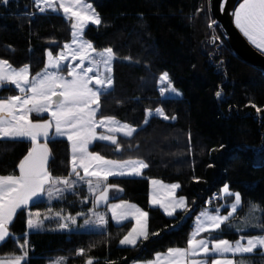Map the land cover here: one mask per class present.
I'll list each match as a JSON object with an SVG mask.
<instances>
[{
  "label": "trees",
  "instance_id": "1",
  "mask_svg": "<svg viewBox=\"0 0 264 264\" xmlns=\"http://www.w3.org/2000/svg\"><path fill=\"white\" fill-rule=\"evenodd\" d=\"M86 2L93 5L102 23L88 25L85 38L97 49L112 47L117 54L114 85L101 96L98 118L100 114L114 116L137 128L131 138L118 137L122 146L119 153L105 142H96L89 150L106 159H140L149 165L142 178L108 180L123 189L110 190L109 203L124 200L145 210L149 235L136 247H121L120 240L131 230L132 223L118 226L108 215L107 226L97 231L60 230L56 219L45 220L44 230L27 229L29 210L41 212V218L61 210L73 216L88 213L91 197L87 186L78 184V195L65 193L61 200L50 204L42 200L17 212L10 233L19 237L20 243L27 239L29 247L35 248V252L28 249L27 264H50L58 257H66V264H85L89 257L94 258V264H133L150 260L169 248H185L200 210L214 212L232 203L233 197L223 198L221 194L224 185L241 194L238 215L248 213L250 203H254L264 219V151H253L264 149V71L235 55L221 26H215L214 33L208 27L210 20L205 14L214 19L209 11L211 0ZM213 34L218 38L215 43ZM70 41V22L61 13H40L34 0L0 4V59L8 60L13 67L27 64L34 76L45 67L48 51L58 55ZM165 71L173 86L182 92L181 98L160 95L159 76ZM217 91L221 92L219 98ZM15 94L18 92L13 85L0 89V96ZM252 104L262 111L257 112ZM156 108H163L166 115L176 119L153 116L145 125L147 110ZM48 146L52 153L50 172L56 177L67 176L71 171L68 142L49 140ZM29 147L28 141L0 140V175H18L19 161ZM153 179L178 183V196L186 198L191 211L168 217L161 209L151 207L149 184ZM214 195L222 196L219 205L211 203ZM85 197L87 203H82ZM49 207L53 209L51 213L47 211ZM107 207L101 205L96 211ZM227 211L221 209L222 214ZM85 218L77 219V223L83 225ZM220 230L211 233V238L233 242L239 238L224 226ZM248 234H260V230H250L245 233ZM79 249L85 250V256L77 255ZM19 252L11 237L0 244V258ZM242 259L247 264H264L260 250Z\"/></svg>",
  "mask_w": 264,
  "mask_h": 264
},
{
  "label": "snow or ice",
  "instance_id": "2",
  "mask_svg": "<svg viewBox=\"0 0 264 264\" xmlns=\"http://www.w3.org/2000/svg\"><path fill=\"white\" fill-rule=\"evenodd\" d=\"M0 4L8 6L9 0H0ZM34 4L41 13L48 10L58 13L62 10L65 20L70 22L71 42L65 43L57 56L48 51L45 67L34 76L29 65L16 68L8 60L0 59V89L14 85L18 90V94L0 96V140L30 142L27 154L19 161V174L0 175V244L11 237L20 249L19 254L12 253L6 258H0V264H27L28 261L27 239L20 243V238L10 233V225L17 212L29 209L30 205L38 203L44 197H47L50 204L54 199H63L65 193L78 195L75 192L78 184L86 185L88 196L92 198V207L88 213L79 212L73 216L63 214L61 210L54 216L43 215L41 218V212L29 210L27 229L37 232L44 230L45 220L56 219L58 229L70 231V226L77 224L78 216L86 217L85 227L104 228L108 221L105 214L96 209L107 205L117 223L130 217L135 220V226L120 240V244L136 247L141 238H148V213L123 200L109 204V191L115 188L122 192L123 189L108 183V180L109 177L140 176L149 165L140 159H106L95 150H89L91 145L101 141L115 146L114 151L119 153L122 146L117 134L131 138L137 133L136 127L122 123L114 116L100 114L98 118L101 96L114 85L113 62L117 59V54L112 47L97 49L85 38V29L89 24L100 26L102 23L91 3L86 0H34ZM226 4L228 0H217V8L221 11ZM210 9L211 4L209 11ZM205 15L210 20L208 27L214 33L217 21L209 13ZM231 16L243 36L264 53V0H242L238 7L232 8ZM217 39L213 34L212 43ZM125 59L131 60V57ZM158 83L162 86V97L166 93L182 95L173 86L167 71L159 76ZM216 96L221 97V92L217 91ZM251 107L257 112L262 111L255 104ZM33 113L36 115L35 120ZM147 114L152 116V110H147ZM155 114L164 120L176 119L175 116L166 115L163 108H156ZM144 124H148L147 119ZM97 129L103 131L98 133ZM50 134L52 139L66 138L70 146L71 171L65 177L53 176L49 170L52 155L48 146ZM253 151L259 154L264 149ZM151 183L167 190L164 197L154 194L152 203L159 204L168 216H173L177 209L185 213L191 211L186 199L175 195L180 188L178 183L164 185L158 180H152ZM222 192L234 197V202L227 206V214L222 215L219 207L214 212L200 210L199 215L195 216L194 228L186 248H169L166 253H157L154 259L144 261V264H244L243 259L237 261L234 257H243L257 249L262 250L261 254L264 255V219L255 215L260 211L259 206L250 203V211L242 225L232 226L230 218L238 211V206L242 205V197L239 192H231L227 185H224ZM87 200L88 197H85L82 203H87ZM47 211L51 213L53 209L49 207ZM89 213L94 219L88 218ZM225 224L234 227L237 233L259 229L260 234H241L234 242L211 238V233ZM202 233H209L210 238L198 239ZM228 254L233 258H229ZM77 255L85 256V250H77ZM52 264H66V257H58ZM85 264H94V258H87Z\"/></svg>",
  "mask_w": 264,
  "mask_h": 264
},
{
  "label": "water",
  "instance_id": "3",
  "mask_svg": "<svg viewBox=\"0 0 264 264\" xmlns=\"http://www.w3.org/2000/svg\"><path fill=\"white\" fill-rule=\"evenodd\" d=\"M240 2L241 0H228V4L221 11L217 8V0H211L210 10L213 18L217 21V25H214V27L221 26L225 32L226 41L236 56L253 67L264 71V54L248 42L239 29L236 28L234 18L231 16L232 8L237 7ZM50 46L52 45L50 44Z\"/></svg>",
  "mask_w": 264,
  "mask_h": 264
},
{
  "label": "rangeland",
  "instance_id": "4",
  "mask_svg": "<svg viewBox=\"0 0 264 264\" xmlns=\"http://www.w3.org/2000/svg\"><path fill=\"white\" fill-rule=\"evenodd\" d=\"M39 10V9H38ZM48 11H50V10H48ZM48 11H46V12H48ZM58 13H61L62 15H63V12H62V10L60 11V12H58ZM89 25H92V24H89ZM213 31V30H212ZM71 42V41H70ZM69 42V43H70ZM63 49V48H62ZM61 49V50H62ZM60 50V51H61ZM60 51H59V53H60ZM59 53H58V55H59ZM54 56H57V55H54ZM46 62H47V53H46ZM78 63V62H77ZM113 64H114V62H113ZM159 86L160 87H162L160 84H159ZM13 87L15 88V86L13 85ZM179 91V90H178ZM17 92H18V90H17ZM180 93H182L181 91H179ZM163 97H170V98H181L182 97V95L181 96H175V95H169V94H165V96H163ZM153 112V115L152 116H148V114H147V112H146V117H145V119H147L148 120V122H149V120H150V118L151 117H153V116H156V117H159V118H161V119H163L162 117H160V116H157L156 114H155V111H152ZM165 113V112H164ZM33 115V118L34 117H36V115H35V113H33L32 114ZM45 116H47V114H45ZM118 120V119H117ZM120 121V120H119ZM122 122V121H121ZM122 123H124V122H122ZM103 131V129H97V132L98 133H100V132H102ZM119 136H122V137H124L122 134H117V139H118V137ZM128 138V137H127ZM49 140H65V141H67L66 140V138H64V137H57V138H55V139H52L51 138V134H50V139ZM97 142H101V141H97ZM96 143V142H95ZM105 143H107V142H105ZM92 146V145H91ZM90 146V147H91ZM71 151V150H70ZM71 153V152H70ZM71 156V155H70ZM145 169H143V171H144ZM143 177V172H142V175H140V176H124V177H109V179H111V178H142ZM153 180H157V179H153ZM151 181V180H150ZM158 181H161V180H158ZM164 185H170V184H173V183H166V182H163V181H161ZM154 189H155V193H154ZM178 190L179 189H177L176 190V192H175V195H176V197L177 198H179V197H181V196H178ZM156 195V196H158V197H164L166 194H167V190L166 189H164V188H161L160 186H158V187H155L152 183L150 184V190H149V205L151 206V207H155V208H159L160 207V205L159 204H153L152 203V198H153V195ZM186 199V198H185ZM44 201V200H47V197H44L43 199H41L40 201ZM90 200L92 201V198H90ZM52 201H55V199L54 200H52ZM51 201V202H52ZM121 200H118V201H114V202H110L109 204H111V203H119ZM124 201V200H123ZM187 201V200H186ZM126 202H128V201H126ZM128 203H131V204H134V203H132V202H128ZM134 205H136V204H134ZM137 207H139L138 205H136ZM140 209H142L141 207H139ZM143 210V209H142ZM145 211V210H144ZM100 213H103V214H105V217L108 215L109 217H110V219L112 218V214H111V211H109L108 210V207H107V209L105 210V211H99ZM222 214V213H221ZM89 217H90V219H94V217H91V214L89 213ZM222 215H225V214H222ZM81 217H83V218H85V216H78L77 217V219H79V218H81ZM170 217V216H169ZM114 219L112 218V220L111 221H113ZM115 221V220H114ZM77 222H78V220H77ZM116 222V221H115ZM127 222H131L132 223V227H134L135 226V220L133 219V218H129V219H127V220H124V221H122V222H120V224L118 225V226H120V225H124L125 223H127ZM114 223V222H113ZM115 224V223H114ZM78 225V223L76 224V225H71V226H77ZM116 225V224H115ZM70 226V227H71ZM147 228H148V217H147ZM132 229V228H131ZM82 230H93V231H97V230H102V228H96V227H92V226H88V227H86V228H82ZM131 231V230H130ZM140 242V240L137 242V244ZM130 247H132V246H130ZM50 264H52V263H50Z\"/></svg>",
  "mask_w": 264,
  "mask_h": 264
},
{
  "label": "crops",
  "instance_id": "5",
  "mask_svg": "<svg viewBox=\"0 0 264 264\" xmlns=\"http://www.w3.org/2000/svg\"><path fill=\"white\" fill-rule=\"evenodd\" d=\"M238 7V6H237ZM246 38V37H245ZM247 39V38H246ZM249 42V41H248ZM250 43V42H249ZM251 44V43H250ZM252 45V44H251ZM253 46V45H252ZM254 47V46H253ZM255 48V47H254ZM259 51V50H258ZM260 52V51H259ZM262 53V52H261ZM262 54H264V53H262ZM152 181V180H151ZM151 181H150V184H151ZM149 184V185H150ZM159 185H155V187H158ZM222 195H223V198L224 197H226V195L222 192L221 193ZM221 198H222V196H221ZM232 202H234V197H233V201ZM228 205H230V204H223V206H222V208L221 209H223V208H226V209H228ZM240 207L241 206H238V211L236 212V213H234L233 214V216L230 218V224L232 225V226H238V225H242V223H243V221L245 220V217L247 216V214L249 213H246L245 215H243V216H240V215H238V212H239V209H240ZM159 209H161L163 212H164V210H163V208L162 207H159ZM229 210V209H228ZM184 211L183 210H181V209H177V211H176V213L173 215V216H171V217H174L177 213H183ZM164 214L166 215V216H168L165 212H164ZM224 214V213H223ZM227 214V213H226ZM255 215H257V216H259V212H257V213H255ZM169 217V216H168ZM111 220H112V218H111ZM112 222H114L116 225H119L120 223H117V222H115L114 220L112 221ZM225 227V229L226 230H229V231H232V232H234V233H236V234H239V235H241V234H244L245 235V233H237L235 230H234V227H229L228 226V224H225V225H222L221 226V228L222 227ZM72 228H80V229H82V228H86L85 226H84V224L83 225H79L78 224V226H72L71 227V230H72ZM220 228V229H221ZM220 229H218V230H215V231H213V232H219V231H221ZM250 230H257V229H249L248 231H250ZM29 231H33V230H29ZM212 232V233H213ZM148 235H149V233H148ZM199 238H210V236H209V233H202L201 234V236L200 237H198V239ZM141 240H144L143 238H141ZM140 240V241H141ZM246 242V241H245ZM120 246L121 247H130L129 245H121L120 244ZM210 247H211V245H210ZM186 248V247H185ZM258 250H260V249H257L256 251H258ZM260 251H262V250H260ZM166 253V252H165ZM255 253V252H254ZM254 253H251V254H244V256L243 257H246V256H250V255H252V254H254ZM228 256H229V258H233L232 256H231V254H228ZM155 258V255L153 256V258L152 259H154ZM198 258H202V257H198ZM234 259L235 260H237V261H239V260H241L242 259V257L241 256H239V255H237L236 257H234ZM133 264H144V262H135V263H133ZM244 264H247L246 263V261H244Z\"/></svg>",
  "mask_w": 264,
  "mask_h": 264
},
{
  "label": "built area",
  "instance_id": "6",
  "mask_svg": "<svg viewBox=\"0 0 264 264\" xmlns=\"http://www.w3.org/2000/svg\"><path fill=\"white\" fill-rule=\"evenodd\" d=\"M211 202L212 203H219L220 199L217 195H214L211 199ZM29 250H30V252H35V248L33 246H30Z\"/></svg>",
  "mask_w": 264,
  "mask_h": 264
}]
</instances>
